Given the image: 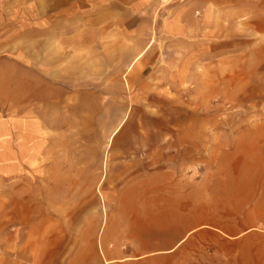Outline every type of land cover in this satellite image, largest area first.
I'll list each match as a JSON object with an SVG mask.
<instances>
[{
  "label": "rangeland",
  "instance_id": "rangeland-1",
  "mask_svg": "<svg viewBox=\"0 0 264 264\" xmlns=\"http://www.w3.org/2000/svg\"><path fill=\"white\" fill-rule=\"evenodd\" d=\"M38 3L46 10L47 0H0V264H37L41 254H52L45 264L76 254L94 263L85 223L112 212L121 189L108 186L126 180L117 169L132 159L112 157L111 172L106 155L136 134L153 135L158 149L166 135L172 149L163 155L180 174L220 170L223 180L141 228H166L158 239L168 242L217 215L226 230L210 220L175 252L138 260L264 264V157L251 142L264 132V28L237 22L205 44L182 45L166 35L161 13L136 37L132 22L114 27L115 14L104 28L53 8L38 19ZM194 185L189 192L201 194Z\"/></svg>",
  "mask_w": 264,
  "mask_h": 264
},
{
  "label": "crops",
  "instance_id": "crops-1",
  "mask_svg": "<svg viewBox=\"0 0 264 264\" xmlns=\"http://www.w3.org/2000/svg\"><path fill=\"white\" fill-rule=\"evenodd\" d=\"M47 2L46 10L50 11L53 8L52 11L57 14L62 12L70 16L85 14L86 28L108 27L106 24L108 19L115 14L114 27L125 29L132 22L133 29L136 26V37L143 35L147 25L151 28V23L161 13L164 15L166 35L171 40H179L182 45L205 44V38H212L218 34L216 30L233 27L237 22H241L246 30L264 28V0H47ZM46 10L41 3H38V19L44 16ZM93 14H100V19L88 20V15L93 16ZM127 18L131 19L128 23ZM145 51L146 49L143 52ZM143 52L137 53L134 61L141 59ZM132 68L133 63L129 66V71H132ZM119 130L120 126L113 132L111 138L117 137ZM165 137L164 148L158 149L160 145L153 135L144 138L136 134V139L131 143L122 145L106 155L107 160L103 170L111 172L114 170L110 161L112 157L120 156L125 159L131 157L132 159L122 160L120 165L123 168L117 169L130 175L122 183L115 182L116 184L108 186V188L121 189L111 198L112 212L108 214L103 209V213L85 223L84 234L92 246L91 252L95 258L92 264H144L146 261L138 260L140 257L136 256V253L149 254L163 251L173 253L186 243L188 237L204 233V228L210 225L208 223L210 220L213 222L211 225L213 230L226 232L219 223L221 218L217 215L200 218L199 223L196 221V224L190 226L178 239L174 240L170 236L172 239L168 242L165 241L166 239L163 241L158 239L170 235L167 234L166 228L154 226L141 228V222L155 221L159 213L168 214L170 217L176 211H181L180 208L175 207L178 202L198 195L205 196L206 186L208 188L214 184L220 186L223 182L220 170L207 172L199 180L194 176H185L173 170L170 166L173 156L163 155L162 152L166 153L167 150L172 149L170 143L166 144L169 138L166 135ZM119 138L121 142L125 141V136ZM251 142L252 149L259 150L261 157H264V132L252 134ZM234 180L233 175L231 181ZM198 181L202 183L201 194L193 190L189 192L190 186H195ZM228 181L231 182L230 178ZM109 199L106 197V200ZM163 246L165 249H160ZM51 256L52 254L38 255L37 264H45L46 257L50 259ZM80 257L81 254H76L62 263L80 264L79 260L84 261Z\"/></svg>",
  "mask_w": 264,
  "mask_h": 264
},
{
  "label": "bare ground",
  "instance_id": "bare-ground-1",
  "mask_svg": "<svg viewBox=\"0 0 264 264\" xmlns=\"http://www.w3.org/2000/svg\"><path fill=\"white\" fill-rule=\"evenodd\" d=\"M108 264V263H107Z\"/></svg>",
  "mask_w": 264,
  "mask_h": 264
}]
</instances>
